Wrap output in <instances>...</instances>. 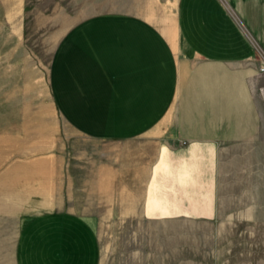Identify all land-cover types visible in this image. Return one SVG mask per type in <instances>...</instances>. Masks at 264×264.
Returning <instances> with one entry per match:
<instances>
[{"label": "crops", "instance_id": "crops-1", "mask_svg": "<svg viewBox=\"0 0 264 264\" xmlns=\"http://www.w3.org/2000/svg\"><path fill=\"white\" fill-rule=\"evenodd\" d=\"M261 51L264 0H176L163 22L95 15L58 37L50 118L78 136L156 151L148 199L160 205L144 213L211 219L222 151L261 132L253 90L264 73ZM59 154L53 144L47 155L0 165V181L14 183L0 198H14L24 214L15 264H102L94 228L64 209L66 161Z\"/></svg>", "mask_w": 264, "mask_h": 264}, {"label": "rangeland", "instance_id": "rangeland-1", "mask_svg": "<svg viewBox=\"0 0 264 264\" xmlns=\"http://www.w3.org/2000/svg\"><path fill=\"white\" fill-rule=\"evenodd\" d=\"M175 2L0 0V165L21 163L27 154L47 155L59 145L66 161L64 209L94 228L102 264H264V73L253 85L261 132L222 151L218 209L211 219L144 213L146 205H160L148 199L156 151L78 136L50 118L48 74L63 30L100 14L163 22ZM6 187L13 189V181L1 180L0 190ZM12 200L0 198V264H15L24 214Z\"/></svg>", "mask_w": 264, "mask_h": 264}, {"label": "built area", "instance_id": "built-area-1", "mask_svg": "<svg viewBox=\"0 0 264 264\" xmlns=\"http://www.w3.org/2000/svg\"><path fill=\"white\" fill-rule=\"evenodd\" d=\"M264 70V69H263Z\"/></svg>", "mask_w": 264, "mask_h": 264}]
</instances>
